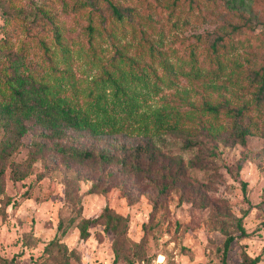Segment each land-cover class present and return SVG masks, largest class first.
Masks as SVG:
<instances>
[{
	"label": "rangeland",
	"instance_id": "1",
	"mask_svg": "<svg viewBox=\"0 0 264 264\" xmlns=\"http://www.w3.org/2000/svg\"><path fill=\"white\" fill-rule=\"evenodd\" d=\"M66 1L71 0H0V39L8 42L0 49V100L10 92L11 55L21 54L26 73L55 86L99 124L96 132L68 130L55 140L42 138L33 124V131L14 140L0 124V264H114L117 250L116 264H158L160 257L162 264H223L228 236L235 237L229 264H241L248 256H259L258 264H264V108L228 79L233 74L248 81L249 72L264 64V0H236V6L227 0H124L123 5L138 9L135 22L147 40L132 33L111 36L99 15L90 22L87 15L64 8ZM35 4L55 16L67 54L43 21H34ZM89 24L99 30L93 41ZM234 26L239 29L232 31ZM218 36L231 43L229 56L241 67L223 68L217 77L218 68L202 63L203 72L215 73L201 79L181 75L191 70L193 51H207ZM145 40L163 43L170 54L176 68L173 86L156 90L166 69L142 53ZM116 51L127 57L121 60ZM142 73L147 80L138 78ZM110 76L123 89L118 87L123 103L114 108L117 86ZM127 97L133 109L125 106ZM226 101L251 108L244 122L255 133L246 145H224L204 131L205 126L224 134L231 129V117L203 110L206 102ZM164 115L171 123L178 118L181 127L158 129ZM109 117L115 125L104 122ZM148 137L164 154L151 178L135 177L99 158L75 160L57 147L120 154V145H137ZM187 138L202 144L185 147ZM7 142H13L11 153L1 158ZM178 159L184 161L185 175L164 191L158 183L170 181L164 171L168 165L175 170ZM241 180L247 182L246 194ZM109 215L122 218L117 230L115 221L108 225ZM85 219L93 220L88 238L81 236ZM240 219L250 236L239 237Z\"/></svg>",
	"mask_w": 264,
	"mask_h": 264
},
{
	"label": "trees",
	"instance_id": "2",
	"mask_svg": "<svg viewBox=\"0 0 264 264\" xmlns=\"http://www.w3.org/2000/svg\"><path fill=\"white\" fill-rule=\"evenodd\" d=\"M123 1L124 0H71L70 3L72 4L66 1L63 3V7L66 9L71 7L74 12H78L80 15H87L86 18L89 19L90 22L99 15L103 29L108 30V34L111 36L123 32L124 35L132 33L133 37L145 38L147 40L148 36L143 30H138L135 22V16H139L138 9L133 6L123 5ZM206 1L211 2L212 0ZM243 1L244 0H240L241 3ZM213 2L215 4L216 1L213 0ZM227 2L230 6H236L237 3L236 0H227ZM175 3H177V0L174 1V4ZM45 8V5L35 4L31 8L30 13L34 17V21H43L42 25L45 27V30L53 34L56 44L64 51V54H67L69 52V47L63 42L61 26L56 22L55 16H52ZM9 12L10 11L6 10V14H9ZM178 23V20H176L174 25L177 26ZM185 23L186 21H183V24ZM36 24L39 25V23ZM238 29L239 26H234L232 31ZM88 30L90 40L93 41L99 30H97V27L94 24H89ZM136 39L137 38L133 40L135 41ZM146 40V45H143L145 50L142 53H147V57H151L154 60L157 59L158 63L166 69L164 75H159L158 80L155 82V86L157 87L156 90H160L163 85H167L168 87L173 86L177 82L175 80L176 74L174 73L176 68H174L173 64L169 62L171 61L170 54L162 50L160 46L163 44L162 42V44H160V42H158V44L153 40ZM7 43V40L2 41L0 39V49H4V46ZM45 48L47 52L50 51V48L46 45ZM231 52V43L226 41L224 36H218L211 42L207 51H193L192 60L190 62L192 68L188 72L181 70V75L186 78L195 77L201 79V77H207L215 73L216 70L214 69H208V71L203 72L204 68L200 66L202 63H209L214 65L215 69L218 68L217 77L223 72V68L231 66L241 67V63H237L235 59L229 56ZM116 54L121 57V60L127 57L123 52L120 53L119 51H116ZM20 55L21 54L15 56L11 55V63L8 65L10 66V74L8 79L6 78L10 92L6 98L0 100V124L10 132H13L14 140L22 136L24 133L31 131L32 124L33 130H35L42 138L51 140L65 138L68 130H81L83 128L89 129L93 132L98 130L99 124L92 123V120H90L87 115H82L66 96H61L60 90L55 86L44 83L42 80H37L31 72L26 73L24 71L25 62ZM0 73L2 72L0 71ZM143 74L144 73L139 74L138 78L147 80L148 78L146 74ZM110 77L111 80L116 83V78L113 76ZM248 77L249 80L245 81L239 76L231 74L228 79L229 82L234 85L246 88L247 91L253 95L252 98L255 104L264 108V64L258 70L249 72ZM1 80L2 76L0 74V81ZM117 85L118 83H116V86ZM118 87L122 89V86H117L113 108L116 107L117 104L122 105L123 103L122 98H118V93L120 92ZM124 95H126L125 91ZM126 102V107L131 106L132 109L134 108L133 104L129 102V97H127ZM97 105H99V103H97ZM99 107L100 105L98 108ZM203 110L215 116L225 114L232 118L233 122H231V129L228 130L226 134L216 126H205L204 129V131H208V133H206V135L208 134L207 137L218 141L220 140L225 143L224 145L236 143L246 145L247 139L255 133L252 128L244 122L246 116L251 112V108L246 104H242L241 106H230L227 101L221 104L206 102ZM111 120L112 117H109L105 119L104 122L107 123ZM179 121L180 120L177 118L174 123H171L167 118V115L166 118L164 115L163 118L160 117L156 123L158 129L164 128L166 130L171 128L177 130L181 127ZM114 123L115 122H112L113 125H115ZM144 129H146V127ZM146 131L147 130L144 132L146 133ZM261 135L264 137V126H262ZM201 144L202 140L187 138L185 147L192 148ZM57 145L60 151L71 156L75 160L85 161L99 158L107 165H120L124 171L130 172L138 178L144 176L151 178L154 173L158 171L157 164L159 163L161 156L164 155L160 152L159 146L156 145L152 137L146 138L145 142H141L137 145H120V154H95L93 151L89 150H81L72 147L66 148L60 144ZM10 147H13V142H7L3 147L1 158H6V156L11 153V151L8 150ZM174 164L175 170L172 169L171 165H168L164 171V176L170 179V183H158L164 191L175 183L181 181L182 177L185 175L183 159L176 160ZM188 165H193V161L189 162ZM237 169L240 172L242 165L238 164ZM229 170L232 171L231 169ZM2 171L3 169L0 168V173ZM239 172H237V175ZM241 182L243 191L246 194L248 189L247 182L243 180H241ZM108 217V225L112 221H115L113 228L117 230L119 225L122 224V218L112 215H109ZM92 221L93 220L89 219L83 220L81 224L82 238L89 237L88 226ZM238 228L240 231V238H245L251 235V233L243 226L241 219L238 220ZM234 239V236H228L225 241L223 264H229L228 253ZM119 257L120 253L119 250H117L114 264L117 263ZM259 261V256L254 258L248 256L244 258V261L241 264H258Z\"/></svg>",
	"mask_w": 264,
	"mask_h": 264
},
{
	"label": "bare ground",
	"instance_id": "3",
	"mask_svg": "<svg viewBox=\"0 0 264 264\" xmlns=\"http://www.w3.org/2000/svg\"><path fill=\"white\" fill-rule=\"evenodd\" d=\"M164 258L163 257H160V261H162Z\"/></svg>",
	"mask_w": 264,
	"mask_h": 264
},
{
	"label": "built area",
	"instance_id": "4",
	"mask_svg": "<svg viewBox=\"0 0 264 264\" xmlns=\"http://www.w3.org/2000/svg\"><path fill=\"white\" fill-rule=\"evenodd\" d=\"M163 261V260H162ZM162 261H159V263L158 264H162Z\"/></svg>",
	"mask_w": 264,
	"mask_h": 264
}]
</instances>
